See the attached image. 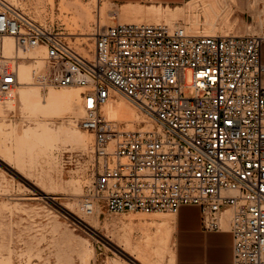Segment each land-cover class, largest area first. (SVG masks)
<instances>
[{
    "label": "built area",
    "instance_id": "2783aa9c",
    "mask_svg": "<svg viewBox=\"0 0 264 264\" xmlns=\"http://www.w3.org/2000/svg\"><path fill=\"white\" fill-rule=\"evenodd\" d=\"M6 37L42 52V87L83 88L79 126L94 135L88 213L176 214L197 205L204 230L232 232L233 264H264L263 35L117 22L97 24L82 52L57 27L0 0V101L21 85ZM116 94L154 126L106 118Z\"/></svg>",
    "mask_w": 264,
    "mask_h": 264
},
{
    "label": "rangeland",
    "instance_id": "374dc122",
    "mask_svg": "<svg viewBox=\"0 0 264 264\" xmlns=\"http://www.w3.org/2000/svg\"><path fill=\"white\" fill-rule=\"evenodd\" d=\"M7 1L39 22L60 29L78 50L84 48L81 51H85L87 44L92 45V38L88 37H92L96 25L107 24L103 14L113 13L106 0ZM193 8L200 9L198 4ZM168 12H159L155 22L182 23L191 31L198 32L203 27L216 33L219 27L214 25L222 20L219 9L210 18L212 24L197 12L191 16L183 10ZM111 23L116 24L114 15ZM258 32L251 30L252 34ZM26 51L17 48L18 72L22 65L36 70L32 84L20 79L14 98L0 101V264H173L170 243L173 214L111 213L105 208L90 214L83 208V199L94 180L91 169L94 135L79 126L83 88L42 87L38 76L44 68H40L39 58L28 56L38 50ZM42 61L45 67L43 58ZM192 79V72H185V82L190 85ZM19 88L36 89L40 100L46 99L51 91H78L81 98L74 110L58 109L39 105L35 100L23 101ZM194 93L191 88L186 94ZM114 99L128 109L109 117L105 110L109 101L103 107L106 118L131 129L154 124L124 96L116 94ZM122 161L129 159L123 157ZM160 235L164 239H159ZM137 258H143L144 263Z\"/></svg>",
    "mask_w": 264,
    "mask_h": 264
},
{
    "label": "crops",
    "instance_id": "0c3cea01",
    "mask_svg": "<svg viewBox=\"0 0 264 264\" xmlns=\"http://www.w3.org/2000/svg\"><path fill=\"white\" fill-rule=\"evenodd\" d=\"M106 1L113 9L112 15L109 16L108 14V23H111L113 15L116 17V23H154L157 14L160 12L158 10L166 11L168 7L172 11L179 8L177 11L183 10L186 15L190 16L197 12L200 18L208 17V21L211 23L210 18L212 15L218 14L216 12L219 9L222 11L219 16L222 20L214 25V27H219L216 33L250 34L251 30L258 29L259 32L255 34L264 36V0ZM196 4L199 5L200 9L194 10L193 7ZM260 21L261 25L259 26ZM206 30L201 27L198 33L208 34L209 32ZM262 54L264 58V43ZM170 227L173 264H233L234 240L232 232L229 230H204L199 206L193 204L183 205L178 213L173 214Z\"/></svg>",
    "mask_w": 264,
    "mask_h": 264
},
{
    "label": "bare ground",
    "instance_id": "6f19581e",
    "mask_svg": "<svg viewBox=\"0 0 264 264\" xmlns=\"http://www.w3.org/2000/svg\"><path fill=\"white\" fill-rule=\"evenodd\" d=\"M213 2V1H212ZM214 3V2H213ZM214 5V4H213ZM212 5V6H213ZM161 6V5H160ZM190 7V6H189ZM161 8V7H160ZM159 8V9H160ZM177 9H179V8H177ZM176 9V10H177ZM184 9V8H183ZM105 10V9H104ZM158 10V9H157ZM168 10H170L169 9V7H168ZM106 11V10H105ZM158 11H162V9L161 10H158ZM172 11V10H171ZM170 11V12H171ZM115 12V11H114ZM153 12V11H152ZM166 12H168L167 10H166ZM170 12H168V13H170ZM210 12V11H209ZM104 13V12H103ZM154 13V12H153ZM158 13V12H157ZM108 14H109V12H107V13H104L103 15H104V20L107 22V24H108ZM156 15V14H155ZM206 16V15H205ZM215 17V16H214ZM216 18V17H215ZM96 19V18H95ZM207 19H208V17H207ZM206 19V20H207ZM212 21V20H211ZM160 23H163V22H160ZM160 23H156V24H160ZM167 24V23H166ZM212 24V23H211ZM198 33V32H197ZM91 34H94V32L93 33H91ZM206 34V33H205ZM89 38H92V37H88V39ZM81 50H84V48H82L81 47ZM80 50V51H81ZM28 51V50H27ZM26 51V52H27ZM82 52H85V51H82ZM5 53H6V55L7 56H9V57H12V56H18V54H17V47L15 46V42H14V39L12 38V37H6L5 38ZM25 53V52H24ZM42 53V52H41ZM41 53L40 52H38V51H34V52H32V54L30 55H28L30 58H39V61L41 62V65H40V68L41 69H43L44 68V63H43V61H42V58L43 57H39V55H41ZM27 56V55H26ZM20 57V56H19ZM40 72H41V70H40ZM37 72H36V70H34V69H30L28 66H25V65H22L21 66V68H20V70H19V72H18V74H19V79H21V81H23V82H27V83H29V84H32V76L33 75H35ZM39 74H41V73H39ZM65 87H72V86H65ZM76 89V88H75ZM74 89V90H75ZM15 92L16 91H14L10 96H9V98L7 99V101H9V100H11V99H13L14 98V96H15ZM18 92H19V95H20V97H21V99L23 100V101H25V102H28V101H33V100H35L39 105H48V106H50V107H56V108H61V107H65V108H67L68 110H74V107H75V104H76V101H78V99H80L81 98V95L79 94V92L78 91H74V92H66V93H60V92H56V91H51L48 95H47V98L46 99H42V100H40L39 98H40V94H39V92L36 90V89H34V88H28V89H26V88H19L18 89ZM15 101V100H14ZM80 101V100H79ZM110 102H109V104L107 105V107H106V114H107V116H109V117H113L114 115H116V113H119V112H126V110L128 109V106L126 105V104H123L122 102H120V101H118L117 99H114V98H112V99H110L109 100ZM106 105V104H105ZM104 105V106H105ZM60 115V114H59ZM115 117V116H114ZM154 126V124H151V125H147L148 127H150V128H152L153 126ZM146 126V125H145ZM37 135V134H36ZM44 136V137H43ZM43 136H40V138L41 137H43V139H47V137H46V134H43ZM85 139V138H84ZM32 140V139H31ZM2 154V153H1ZM4 159V158H3ZM91 220V219H90ZM89 222H91L92 223V221H89ZM95 222V221H94ZM167 231V230H166ZM164 232V231H163ZM168 234H170L169 233V231H168ZM171 235V234H170ZM156 236V235H155ZM161 237L159 238V239H161L162 238V235H160ZM167 236H169V235H167ZM171 237V236H170ZM162 239H164V238H162ZM168 239V238H167ZM152 240H154V239H152ZM169 241V240H168ZM167 241V242H168ZM128 242V241H127ZM130 242H131V240H130ZM163 242V241H162ZM122 244H125L124 242L122 243ZM128 244H129V242H128ZM124 246V245H123ZM128 246H131V245H128ZM127 246V248H129ZM162 246V245H161ZM159 247H160V245H159ZM167 247V246H166ZM139 248V247H138ZM137 248V249H138ZM148 248V247H147ZM142 249V248H141ZM162 249V248H161ZM126 250V249H125ZM140 250V249H139ZM143 250V249H142ZM141 251V250H140ZM148 251V250H147ZM160 251V250H159ZM158 251V252H159ZM162 251V250H161ZM144 252V251H143ZM146 252V251H145ZM139 254V253H138ZM138 254H136V255H138ZM133 256V255H132ZM145 257V259H146V256H144ZM137 259H139L142 263H144L143 261H142V259H140V258H137ZM146 261V260H145ZM149 261V260H148ZM145 264V263H144Z\"/></svg>",
    "mask_w": 264,
    "mask_h": 264
}]
</instances>
